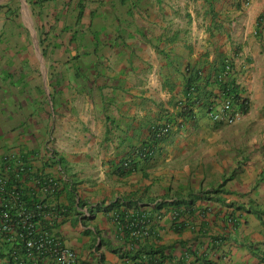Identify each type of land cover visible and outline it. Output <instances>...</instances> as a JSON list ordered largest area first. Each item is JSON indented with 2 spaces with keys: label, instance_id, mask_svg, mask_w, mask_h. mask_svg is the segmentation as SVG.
<instances>
[{
  "label": "crops",
  "instance_id": "0c3cea01",
  "mask_svg": "<svg viewBox=\"0 0 264 264\" xmlns=\"http://www.w3.org/2000/svg\"><path fill=\"white\" fill-rule=\"evenodd\" d=\"M64 1L0 0V73L18 76L0 77V168L21 166L24 187L43 201L40 226L76 264H134L150 247L163 249V264L263 263L264 0H89L96 16L70 11L56 25ZM81 15L79 30L105 32L86 62L104 60L75 85L72 74L49 73L40 42L50 21L75 31ZM56 33L66 45L53 60L69 62L75 35ZM221 62L248 101L240 119L212 121L205 95L191 117L179 115L195 74L219 92ZM166 122L151 156H134ZM129 156L134 167L123 172ZM48 179L57 190L37 185ZM175 199L189 205L181 229ZM124 208L129 217L141 211L133 226L144 233L132 241L114 217Z\"/></svg>",
  "mask_w": 264,
  "mask_h": 264
},
{
  "label": "trees",
  "instance_id": "16d2710c",
  "mask_svg": "<svg viewBox=\"0 0 264 264\" xmlns=\"http://www.w3.org/2000/svg\"><path fill=\"white\" fill-rule=\"evenodd\" d=\"M226 65H228V63L221 62L217 70L218 74L215 78V81L219 87V92L217 94H214L211 91V88L207 83L203 86V88H201L199 85L201 82L200 76H198L197 74L188 79L185 89L187 104L182 107L179 115L183 116L185 119L191 117L192 111L190 110V105L195 104L200 95H205L206 99L204 102V106L208 115H210L211 111L217 110L218 108L215 107L219 104L221 105L226 100L231 102L230 109L232 110V113L238 111L242 114L247 110L248 101L244 99L240 94V89L238 88V85L231 75L232 68H230V70H226ZM169 122H166V124L164 125L154 126L151 131L149 140L150 143H145L140 149L135 150L133 152V155L140 156L142 158L150 157L158 143H160L168 135L170 126ZM216 123H222V121H216ZM166 126H168V129L164 134L162 133V129ZM128 158L129 159H126L128 161L123 163V172L130 171L134 167V159H132L131 156H129ZM13 161L14 160L9 162L12 163ZM7 166L8 169L5 171L7 182L3 188V191L0 193V200L2 203L0 205V212L3 208L4 203L15 198L20 203V206L25 207L23 208V210H26L27 212L31 211L35 214V216L32 218V221L36 224H39L40 226L41 215H43L42 211L44 209L43 201L38 199L34 195V192L24 187L26 186V178L23 177L21 166L17 165L16 168H14L12 164H3L1 165L0 171H4L3 168ZM39 182H37V185L39 184ZM41 182L42 184H45V180H42ZM127 206L128 205H126L125 207ZM188 206L189 205L186 202L182 203L181 201H177L176 199L170 202V209L175 219L174 227H176V229H181L183 227V223L182 221H179V219H181L186 213H189ZM11 212H13V214L15 213L14 210H11ZM140 212L141 211L139 208L136 209V211L133 213L134 217H129V214L125 208L122 210L118 209L114 213L115 219L122 226L124 235H126L128 240L130 241H132L134 236L137 235V232H140L138 226H133V224L135 223V219H137V217L141 214ZM158 215L160 216V213ZM23 228L24 227H22L21 225V232H23ZM8 235L9 234L6 233H0V264H33L32 260L28 259L27 255H25V240L19 235L12 237H9ZM124 255L129 256V253H125ZM164 257L165 254L161 247H150L148 249H142L135 252L134 264H163Z\"/></svg>",
  "mask_w": 264,
  "mask_h": 264
},
{
  "label": "built area",
  "instance_id": "2783aa9c",
  "mask_svg": "<svg viewBox=\"0 0 264 264\" xmlns=\"http://www.w3.org/2000/svg\"><path fill=\"white\" fill-rule=\"evenodd\" d=\"M245 3L247 4L248 0H245ZM230 68L229 64L226 65V70H230ZM230 107L231 102L224 101L217 110L211 111L210 119L215 122L222 121L228 125L234 124L240 119L241 113L238 111L232 113ZM167 129L168 126L163 127L162 133L165 134ZM3 169L4 171H0V193L7 182L5 171L8 166ZM44 183L39 182L40 187L44 190L51 189L55 191L59 187L58 182L53 179H48ZM23 208L25 207L20 206L15 198L3 204L0 212V233L9 234V237L19 235L23 238L25 240V255L32 260L33 264H76L77 256L75 252L66 247L52 230L45 229L33 222L32 218L35 214L31 211L27 212ZM11 210H14L15 213L13 214ZM21 225L24 227L23 232L20 231ZM138 233L143 234L144 231Z\"/></svg>",
  "mask_w": 264,
  "mask_h": 264
},
{
  "label": "rangeland",
  "instance_id": "374dc122",
  "mask_svg": "<svg viewBox=\"0 0 264 264\" xmlns=\"http://www.w3.org/2000/svg\"><path fill=\"white\" fill-rule=\"evenodd\" d=\"M65 2V1H64ZM76 6V8H75ZM84 10H88V12L90 11V15H97V12H91L92 8L91 5L89 4V0H71L70 1H66L63 8L59 9L58 12V16H53L52 20L56 21V25L61 24L66 18H67V14L70 11H76V12H80L82 11V13L84 14ZM100 13V12H99ZM98 13V14H99ZM85 15V14H84ZM88 17V16H87ZM78 18V20H76L77 25L79 27H77V30L75 31H71L72 27L71 25L68 26L66 24H64V26L60 27H56V25L52 24V21H50L47 27L44 26L43 32H42V40H41V48L46 47V58L48 60V69H49V73H53V77H57L58 79L61 77V75L63 73H68V74H72L74 76L75 81L72 80L73 83H75V85L78 83H81V85L83 84H87L90 78V72L91 70L94 69V66L92 68L93 63H100L101 61L104 60V55L102 56H98L97 60H95L94 62L92 61V63H87L86 62V58H90L92 55V52L90 51V48L94 49L95 47H100V45H102L103 41H104V35L105 32L101 33L98 29L95 31L93 28H84L82 31L81 29L79 30V28L82 27V25L84 24V20H83V15H81V17H75ZM57 19V20H56ZM88 20V19H87ZM73 21V20H72ZM74 22V21H73ZM63 25V24H61ZM63 28V33L68 34V35H75L73 36V40L71 41L70 45H73V43H75L77 46L75 49H73V51L77 52V55L73 56V52L71 54V50L70 52V60L69 62H62V60L59 58L58 60H53V55H55V53H57L56 51H59L61 49H63L65 47L60 45V40H61V35L58 36L56 33L57 29H62ZM88 32H90L91 38L87 39V37H85L84 35H88ZM28 34L30 36V41L33 44V39L31 37V31L28 30ZM80 43V44H79ZM65 50V48H64ZM52 59V60H50ZM64 71V72H63ZM88 71V72H87ZM10 73V74H9ZM19 75V74H18ZM15 73L11 72V71H4L2 73H0V77L1 78H7V77H12L14 78ZM18 77V76H15ZM71 86V85H69ZM7 102H10L11 104H13L14 102H12L11 100H6Z\"/></svg>",
  "mask_w": 264,
  "mask_h": 264
},
{
  "label": "clouds",
  "instance_id": "9594fccd",
  "mask_svg": "<svg viewBox=\"0 0 264 264\" xmlns=\"http://www.w3.org/2000/svg\"><path fill=\"white\" fill-rule=\"evenodd\" d=\"M261 264H264V261H263V263L261 262Z\"/></svg>",
  "mask_w": 264,
  "mask_h": 264
}]
</instances>
